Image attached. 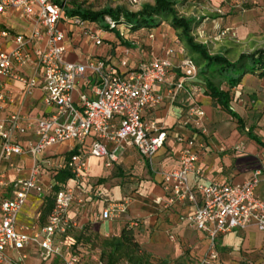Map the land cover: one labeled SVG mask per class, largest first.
I'll list each match as a JSON object with an SVG mask.
<instances>
[{
    "label": "built area",
    "instance_id": "2783aa9c",
    "mask_svg": "<svg viewBox=\"0 0 264 264\" xmlns=\"http://www.w3.org/2000/svg\"><path fill=\"white\" fill-rule=\"evenodd\" d=\"M73 1L0 0V109L13 99L9 81L19 83L28 96L42 91L43 103L53 108L51 114L37 120L21 113L0 119V264H31L32 257L41 263L61 259L64 264H107L96 255L86 262L85 249L75 250V242L69 237L73 229H78L70 220L71 208L86 205L83 188L91 176V160L104 158L110 167L120 150L135 147L151 161L168 139L163 126L143 117L146 109L164 102L163 96L155 93V86H169L175 100L180 91L190 89L188 86L198 81L199 69L185 54L178 38L164 42L159 55L150 54L137 68L130 67V49H125L119 58L107 51L99 55L86 53L82 62L69 60L76 42L101 48L105 43L103 34L111 32L96 22L68 17L66 8ZM224 2L242 13L247 11L248 0ZM13 19L23 21L30 31L17 33ZM105 21L119 37L131 39L130 28L116 24L110 17ZM227 35L235 37L230 28L220 32L222 37ZM156 36L151 31L148 40L155 42ZM176 70L181 73L179 78ZM205 118L204 108L194 104L182 126L203 131ZM30 132L36 140L24 148L18 136ZM175 140L180 145V167L163 175L169 196L155 201L165 208L191 204L193 212L181 216L180 222L204 233L211 244L197 264H218L215 241L219 236L251 227L264 233V200L256 193L264 165L242 184L193 187L190 176L202 171L197 164L204 146L195 137L176 135ZM66 143L80 148L71 149L72 155L61 157L57 163L44 158L51 148ZM24 154L34 162L31 172L28 177L11 180L4 167L21 173L12 158ZM44 166L55 168V174L67 170L72 175V185L55 190L54 183L46 184ZM31 195L40 199L52 197L54 206L46 226L28 231L18 224ZM127 208L125 201L110 206L102 211L101 219L112 221L125 214ZM139 224L132 220L130 228ZM169 240L175 242L176 238L170 234Z\"/></svg>",
    "mask_w": 264,
    "mask_h": 264
},
{
    "label": "crops",
    "instance_id": "0c3cea01",
    "mask_svg": "<svg viewBox=\"0 0 264 264\" xmlns=\"http://www.w3.org/2000/svg\"><path fill=\"white\" fill-rule=\"evenodd\" d=\"M96 2L100 8L132 6L138 11L144 4L153 1L138 0L134 3L132 0H96ZM183 5H186L188 10L185 13L181 11L183 15L202 20L196 32L200 35V39H203L201 42L206 44L212 41L215 29L218 27L220 32L230 28L236 35L240 27L252 26L256 21L254 17L258 14L264 15V0H248L245 13L224 0H186ZM207 5L209 11L221 12L220 15L226 14V17L221 18L215 15L210 20L208 13L204 12V7ZM237 12L242 15L236 16ZM14 28L16 32L19 31L16 27ZM29 31L30 27L26 25L17 33L25 34ZM151 31L157 35L155 42L148 40ZM151 31L141 29L132 32L131 39L128 41L119 37L117 33L105 32L103 34L105 43L101 48H95L85 41L76 42L74 53L69 55V60L82 62L86 53L99 55L107 51H112V55L119 58V54L125 49H130V67L137 68L140 62L147 59L150 54L159 55L160 47L164 42L177 38L165 24ZM256 41H247L245 44L254 48L252 45L257 43ZM239 47V49L243 48L240 45ZM227 50L224 49L225 53ZM249 52L240 50V55ZM176 73L179 78L180 71L176 70ZM8 87L12 91L13 99L7 106L0 109V119H5L13 113H21L37 120L53 112V108L43 103L42 91L36 90L32 96H28L23 93V87L19 83L9 81ZM188 88L190 89L180 91L175 100H172L169 86H155V93L163 96L164 102L146 109L143 117L146 121L163 126L168 132V139L165 146L151 161L142 157L135 147L120 150L117 153V161L110 167L106 166L104 158L91 160V176L83 188L86 205L85 207L73 206L69 212L70 220L77 225L78 229L89 227L92 230L90 233L105 237L118 236L123 228H130L132 220H138L140 224L137 227L143 229L145 235L154 233L153 236L157 238L158 245L160 244L159 248L163 247L162 241L165 239V234H168V239L172 234L176 241L169 240L171 243L194 250H198L201 246V250L197 252L199 260L209 251L210 239L204 233L193 231L180 222L181 216L193 212L194 207L191 204L178 203L165 208L157 204L155 199L158 197L166 199L169 196L164 189L163 175L180 167L178 156L180 145L175 140L176 135L186 138L195 137L198 143L204 146L201 148L200 160L197 164L202 171L198 175L190 176L193 187L211 183L242 184L263 167L264 145H259L252 136L260 139L264 144V77L258 74H246L240 84L231 90V108L237 114V118L214 104L211 97L205 93L203 82L199 77L198 81ZM89 90L86 89V91ZM194 104L200 105L206 112L202 125L203 131L192 126L188 128L182 126L189 109ZM239 119L242 123H239ZM35 140L36 137L32 132L18 136V141L24 148L29 142ZM79 148L77 144L66 143L51 148L44 158L57 163L61 157L68 158L72 154L71 149ZM12 164L22 170L18 174L14 168L4 167L11 180L16 177H28L34 162L29 155L24 154L14 155ZM42 173L46 184L54 183L52 176L55 168L44 166ZM67 184L72 185L71 180ZM256 193L259 199L264 200V172ZM45 200L34 195L29 196L20 213L18 224L20 228L29 231L47 225V223L40 224V210ZM124 201L128 206L125 214L112 221H102L101 214L104 209ZM137 227L133 229L136 230ZM215 250L219 255L218 264H252L250 261L264 254V233L254 227L243 231H232L216 239ZM34 259L35 257H32L31 264Z\"/></svg>",
    "mask_w": 264,
    "mask_h": 264
},
{
    "label": "trees",
    "instance_id": "16d2710c",
    "mask_svg": "<svg viewBox=\"0 0 264 264\" xmlns=\"http://www.w3.org/2000/svg\"><path fill=\"white\" fill-rule=\"evenodd\" d=\"M54 1L59 3L62 0ZM152 1L144 4L140 10L133 12L124 6L100 8L97 6L96 0H74L66 8V14L68 17H79L82 20L96 22L104 30L111 32H116V30L106 23V17H110L116 24H124L132 32L141 29L151 31L167 22L177 32V38L185 54L197 65L198 77L203 82L205 93L211 97L216 106L237 118V114L231 108V90L240 84L246 74H258L260 77H264V48L257 49L252 53H243L237 61H231L226 55L212 53L208 44L198 41L196 31L202 20L186 17L181 13L179 8L186 0ZM235 71L240 72L238 77L234 76ZM239 123H242L241 119H239ZM252 137L259 145H264L260 139ZM52 177L55 190L72 179V175L67 170L54 173ZM46 199L47 202L45 201L44 205L48 204L45 206L44 217H49L54 201L52 197ZM42 215L41 217H43ZM86 232V228L80 230L81 234L85 235ZM90 235L93 234L90 233ZM94 237L100 238V235ZM135 237V230L125 227L118 236L104 238L100 245L101 259L107 264H150L147 254L142 250ZM79 247L85 249L86 259L88 257L86 246L78 245L77 249Z\"/></svg>",
    "mask_w": 264,
    "mask_h": 264
},
{
    "label": "rangeland",
    "instance_id": "374dc122",
    "mask_svg": "<svg viewBox=\"0 0 264 264\" xmlns=\"http://www.w3.org/2000/svg\"><path fill=\"white\" fill-rule=\"evenodd\" d=\"M99 8V7H97ZM129 10L136 12V8L129 6L127 7ZM182 13L187 12L188 10L186 9V5H183L182 7L179 8ZM204 12L210 17V20H212V17L215 15L221 16V18L226 17L225 15H220L221 12L217 11H209L208 10V5L204 7ZM207 12V13H206ZM252 14V13H250ZM236 16H241L242 14H235ZM206 19V17L204 18ZM256 20L255 23L252 26H245V27H240L239 28V33H237L234 36L228 35L225 37H220V33L218 34L217 32L219 31V27L215 29V36L213 37L212 41H208L209 49L211 50L212 53H218L222 55H226L229 60L231 61H237V59L240 56V50L246 51L249 53H252L255 50L263 49L264 48V15L258 14V16L254 17ZM212 23V22H211ZM167 27H170L171 32L178 37L177 32L167 23L164 22ZM12 25L16 27L19 31L24 29L26 27V24H24L23 21L13 19ZM214 27V25H213ZM17 31V32H19ZM197 34V32H196ZM198 36V41L201 42L203 39H200V35L197 34ZM222 38V39H221ZM252 40H257L254 45V48H251L248 46V44H245L247 41H252ZM239 42V44H238ZM240 46L243 48L239 49ZM224 49H228L227 53H225ZM252 49V51H251ZM240 75L239 71L234 72V76L238 77ZM49 200V199H48ZM51 200V199H50ZM47 202V199L45 200ZM48 203H46L42 209L40 210V213L43 217L40 219V224L45 225L47 223L48 217H44L45 213V206ZM121 228V225L119 226ZM87 232L86 234H81L80 229H73L69 233V237L75 242L74 249H77L78 245H85L88 253V257H86V262L91 260L93 255L96 256H101V251H100V245L101 242L104 238H109L105 236H100L94 237L98 234L96 233H91L93 235H90V230L89 227L86 228ZM136 234V241L140 244L142 250L147 254V259L149 260L150 264H195L198 262L199 257L197 255V252L201 250V246L198 250H194L193 248H185L183 246H180L179 244L171 243L168 239V234H165V239L162 241V248H159L158 246V240L156 237L153 236L154 233H151L150 235H145L144 230L137 227L135 230ZM160 250H159V249ZM257 259H253L250 261L252 264H264V254L258 255L256 257ZM32 264H64V261L61 259H57L54 262H48V263H41L37 258H35L32 261Z\"/></svg>",
    "mask_w": 264,
    "mask_h": 264
}]
</instances>
